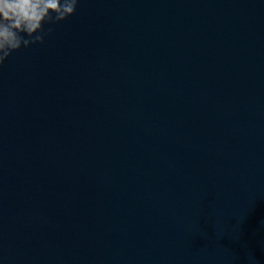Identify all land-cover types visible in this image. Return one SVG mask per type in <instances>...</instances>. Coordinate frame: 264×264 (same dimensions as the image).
Masks as SVG:
<instances>
[{
    "label": "water",
    "instance_id": "95a60500",
    "mask_svg": "<svg viewBox=\"0 0 264 264\" xmlns=\"http://www.w3.org/2000/svg\"><path fill=\"white\" fill-rule=\"evenodd\" d=\"M0 66V264H264V0H79Z\"/></svg>",
    "mask_w": 264,
    "mask_h": 264
},
{
    "label": "clouds",
    "instance_id": "9594fccd",
    "mask_svg": "<svg viewBox=\"0 0 264 264\" xmlns=\"http://www.w3.org/2000/svg\"><path fill=\"white\" fill-rule=\"evenodd\" d=\"M79 0H0V66L13 52L42 44L58 24L75 14Z\"/></svg>",
    "mask_w": 264,
    "mask_h": 264
}]
</instances>
